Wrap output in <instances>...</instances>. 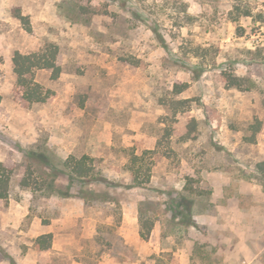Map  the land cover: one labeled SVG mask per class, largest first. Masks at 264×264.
<instances>
[{"label": "rangeland", "instance_id": "rangeland-1", "mask_svg": "<svg viewBox=\"0 0 264 264\" xmlns=\"http://www.w3.org/2000/svg\"><path fill=\"white\" fill-rule=\"evenodd\" d=\"M50 44L61 75L36 80L54 96L24 107L13 58ZM0 95V264H264V126L245 140L264 122V0H0ZM71 156L84 180L57 172Z\"/></svg>", "mask_w": 264, "mask_h": 264}, {"label": "trees", "instance_id": "trees-1", "mask_svg": "<svg viewBox=\"0 0 264 264\" xmlns=\"http://www.w3.org/2000/svg\"><path fill=\"white\" fill-rule=\"evenodd\" d=\"M19 19L22 20L27 31L31 32V26L28 21V17H25L21 14L16 15ZM246 16H251L250 12L246 13ZM262 20L263 14L258 15ZM58 56L59 49L57 46L50 44L41 48L39 51L31 54H22L16 53L13 58L14 72L17 76V86L21 92V103L24 107L31 108L36 105H42L47 103L51 98H53L54 93L50 90L44 89V87L37 82L36 73L39 70H50L52 71V78L58 79L61 75L62 69L58 65ZM242 78L233 77L231 80V86L239 88L242 86ZM179 93L183 92V88H178ZM2 97L0 95V103ZM264 122L257 120L248 127V131L251 133L245 137L249 143L256 142V136L260 134L263 130ZM30 158H34V155L29 154ZM139 157L133 156L132 158V171L135 175V187L142 188L146 183H149V179L145 181H140L138 170L136 171V165L138 164ZM257 171L260 175L264 176V160L259 162L256 165ZM62 171L61 174L67 175L70 182H77L84 180L85 177L89 175L87 167V157L77 159L74 156H71L65 163L64 169H59ZM140 172V171H139ZM15 171L13 168L6 166L3 162H0V201L7 200L10 198L11 194V185ZM23 187H29L30 183L27 179H24L21 183ZM60 194L69 196L70 192L61 191ZM184 199H182L183 201ZM188 206V205H186ZM185 218V217H184ZM186 220L189 222L190 226H196L193 221H190L189 217H186ZM140 225L141 231L140 234L142 238L148 239L151 231L153 229L154 223L147 217L144 211H141L140 215ZM53 244V235L45 234L36 240V247L40 251H48L52 248Z\"/></svg>", "mask_w": 264, "mask_h": 264}, {"label": "crops", "instance_id": "crops-1", "mask_svg": "<svg viewBox=\"0 0 264 264\" xmlns=\"http://www.w3.org/2000/svg\"><path fill=\"white\" fill-rule=\"evenodd\" d=\"M217 196H219V197H220V196H222V195H220V193H217Z\"/></svg>", "mask_w": 264, "mask_h": 264}]
</instances>
